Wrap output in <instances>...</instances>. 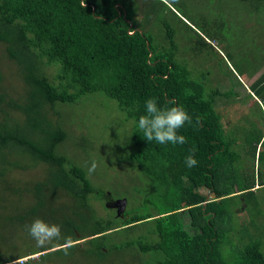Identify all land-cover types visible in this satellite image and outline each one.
Listing matches in <instances>:
<instances>
[{"label":"trees","instance_id":"16d2710c","mask_svg":"<svg viewBox=\"0 0 264 264\" xmlns=\"http://www.w3.org/2000/svg\"><path fill=\"white\" fill-rule=\"evenodd\" d=\"M219 29L218 17L166 0H0L1 53L20 80L9 93L0 70V246L12 249L0 264H29L31 257L15 260L37 248L45 251L41 264L73 250L100 261L125 253L137 264H264V227L254 220L264 191V116L260 127L224 129L215 98L231 90L208 85L202 71L194 75L175 39L220 56L210 44ZM263 77L250 92L264 100ZM95 93L132 122L121 164L133 167L141 184L127 191L119 214L112 194L94 187L85 167L61 150L64 142L81 151L93 145L89 134L67 130L57 109ZM149 98L189 113L192 124L179 130L187 143L143 138L138 119ZM193 148L198 163L188 168ZM37 167V178L15 184L14 169ZM241 208L245 222L235 217ZM37 218L54 219L60 240L38 244L25 227Z\"/></svg>","mask_w":264,"mask_h":264},{"label":"rangeland","instance_id":"374dc122","mask_svg":"<svg viewBox=\"0 0 264 264\" xmlns=\"http://www.w3.org/2000/svg\"><path fill=\"white\" fill-rule=\"evenodd\" d=\"M214 1L216 4H220V7H214ZM214 1L166 0V3L183 5L191 13L195 12L199 16L210 19L218 17L220 29L215 34V40H210V44L220 56H217L211 49H208V55L203 52L196 53L190 49L184 37L176 35L175 39L178 52L186 59L185 61L194 75L197 73L199 76L202 71L208 79V85L216 87L219 92L231 90L232 95L230 96H217L214 106L221 114L224 129L230 130L234 127L237 133H240L246 131L250 124L260 127L262 115L264 116V100L250 92L251 83L264 76V5L256 8L250 3L251 1ZM150 29L154 32L159 31L155 22L150 24ZM0 70L3 74L5 90L9 93H17L20 80L16 75L14 64L2 56L1 46ZM229 71L236 75V79L230 75ZM263 93L262 95H264ZM83 97L73 103L61 105L57 110L60 112L61 122L64 123L67 130L72 131L74 136L76 133L89 134L88 139L93 145L86 151H81L71 143L64 142L61 145V150L71 162L85 167L90 183L94 187L112 194L114 198L110 205L114 207L115 200L125 199V197L128 199L127 194L141 184L138 172L126 162L124 166L121 164L122 154L128 149L125 139L132 122L129 119H123V113L117 108L115 101L98 93ZM263 135L264 131L258 140ZM239 143L241 142L236 141L237 146L240 145ZM129 148L132 149L131 144ZM87 161H90L89 164ZM93 161L97 167L93 173L89 174L88 168ZM36 170L38 167L24 170L17 168L11 172V175L16 179V184L20 182L18 179L37 178L40 174ZM120 191L124 192V197L120 194L117 195V192ZM261 196V214L254 220L264 227V191ZM103 205H106V201L103 202ZM125 207L126 199L122 211ZM99 212L104 215L102 207L99 208ZM235 217L240 222H245L248 220V213L241 208L235 211ZM43 221L48 224H56L54 219ZM249 229L252 230L250 226ZM61 237L62 234L58 239H52L43 244H54ZM261 240L264 248V236ZM38 250L39 248L35 249V254L16 259L15 262L20 263V260L24 262L25 258L31 257L29 264H41L38 254L45 251L39 252ZM11 251V247L6 251L4 246H0V258H6V254H10ZM50 256H56V253L50 254ZM130 258L131 256L125 253H117L111 255L109 259L103 258L100 261L95 256L86 257L80 250H73L65 251L62 255L51 258L48 264H56V261L58 264H137L136 260L132 261Z\"/></svg>","mask_w":264,"mask_h":264},{"label":"clouds","instance_id":"9594fccd","mask_svg":"<svg viewBox=\"0 0 264 264\" xmlns=\"http://www.w3.org/2000/svg\"><path fill=\"white\" fill-rule=\"evenodd\" d=\"M146 113L138 119V128L143 133V138L157 144L183 145L187 143L184 135L179 134V130L185 124H192V117L182 106H171L163 108L158 106L156 98H149L145 101ZM199 123V118H197ZM195 149L193 148L188 156L185 157V165L188 168L195 167L197 160L195 158ZM96 163L93 161L88 168L89 174L96 170ZM28 234L37 241L38 244L58 239L61 234L60 226L57 224H48L39 218L31 224L26 225Z\"/></svg>","mask_w":264,"mask_h":264},{"label":"water","instance_id":"95a60500","mask_svg":"<svg viewBox=\"0 0 264 264\" xmlns=\"http://www.w3.org/2000/svg\"><path fill=\"white\" fill-rule=\"evenodd\" d=\"M124 202H125L124 198H120L114 201L113 206L116 208L115 209L116 214H119L122 211Z\"/></svg>","mask_w":264,"mask_h":264},{"label":"flooded vegetation","instance_id":"af4514ba","mask_svg":"<svg viewBox=\"0 0 264 264\" xmlns=\"http://www.w3.org/2000/svg\"><path fill=\"white\" fill-rule=\"evenodd\" d=\"M115 208V207H114Z\"/></svg>","mask_w":264,"mask_h":264}]
</instances>
